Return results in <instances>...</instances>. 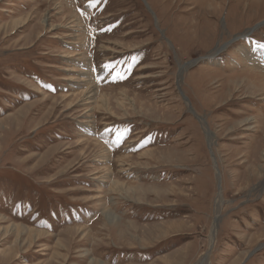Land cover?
<instances>
[{"label":"rangeland","instance_id":"obj_1","mask_svg":"<svg viewBox=\"0 0 264 264\" xmlns=\"http://www.w3.org/2000/svg\"><path fill=\"white\" fill-rule=\"evenodd\" d=\"M260 44L264 0H0V264H264Z\"/></svg>","mask_w":264,"mask_h":264},{"label":"snow or ice","instance_id":"obj_2","mask_svg":"<svg viewBox=\"0 0 264 264\" xmlns=\"http://www.w3.org/2000/svg\"><path fill=\"white\" fill-rule=\"evenodd\" d=\"M259 47H261V48H264V44H260V45H258ZM131 65H129V71L131 70ZM116 78H118V79H123L124 78V76L122 75V74H120V73H117V77ZM127 132H128V130L126 129L125 131H124V134L123 135H118L117 136V140H116V143H122L123 142V138H124V136H126L127 135Z\"/></svg>","mask_w":264,"mask_h":264},{"label":"bare ground","instance_id":"obj_3","mask_svg":"<svg viewBox=\"0 0 264 264\" xmlns=\"http://www.w3.org/2000/svg\"><path fill=\"white\" fill-rule=\"evenodd\" d=\"M221 49V48H220ZM223 49V48H222ZM185 121H187V120H185ZM207 132V131H206ZM207 134L209 135V137H210V134H212V133H210V132H207ZM155 152V151H154ZM174 152H175V150H174ZM179 152V151H178ZM163 156V155H162ZM167 165V164H166ZM125 166V165H124ZM130 170V169H129ZM128 170V171H129ZM194 170V169H193ZM133 174V173H132ZM126 175V174H125ZM128 191H131V192H133V193H135L136 192V187H130V188H128L127 189ZM127 191V192H128ZM144 192V191H143ZM216 221H217V218H216ZM194 233V232H193ZM213 233H215V229H213ZM203 262V261H202Z\"/></svg>","mask_w":264,"mask_h":264},{"label":"water","instance_id":"obj_4","mask_svg":"<svg viewBox=\"0 0 264 264\" xmlns=\"http://www.w3.org/2000/svg\"><path fill=\"white\" fill-rule=\"evenodd\" d=\"M252 32H253V30H252ZM252 32H251V33H252ZM247 35H248V34H247Z\"/></svg>","mask_w":264,"mask_h":264}]
</instances>
